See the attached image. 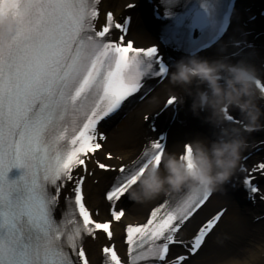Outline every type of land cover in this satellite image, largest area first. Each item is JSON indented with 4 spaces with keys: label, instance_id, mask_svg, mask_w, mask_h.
I'll return each instance as SVG.
<instances>
[{
    "label": "snow or ice",
    "instance_id": "6c2138e0",
    "mask_svg": "<svg viewBox=\"0 0 264 264\" xmlns=\"http://www.w3.org/2000/svg\"><path fill=\"white\" fill-rule=\"evenodd\" d=\"M161 3L163 15L154 9L163 21L159 42L186 56L218 45L235 13V0H185L180 10L179 0ZM100 4L0 0V17L14 27L0 40V264H91L85 238L100 235L106 237L103 264H193L227 215L226 208L218 209L191 238H184L185 227L213 193L180 189L153 207L144 223L125 226L127 260L118 255L112 227L126 215L129 188L150 167H159L166 151L167 133L159 131L156 120L171 108L170 119L176 122L180 109L173 95L160 112L143 117L156 135L131 164L105 162L118 159L111 152L98 158L108 140L101 127L109 126L127 105L146 99L153 90L149 81L165 79L169 70L158 46L135 47L127 39L131 15L117 20L109 11L98 26ZM125 7L135 10L138 4L129 0ZM248 35L243 32L231 42L237 49L232 56L244 63L256 55ZM255 87L264 100V81L257 77ZM224 118L241 124L229 108ZM183 148L191 151L189 143ZM253 148L264 151V140ZM13 169L19 174L10 177ZM97 170L115 173L104 194L109 213L104 221L94 218L84 192ZM241 171L247 198L264 202V189L256 182L264 177V159L243 165ZM173 248L181 251L173 254Z\"/></svg>",
    "mask_w": 264,
    "mask_h": 264
},
{
    "label": "clouds",
    "instance_id": "9594fccd",
    "mask_svg": "<svg viewBox=\"0 0 264 264\" xmlns=\"http://www.w3.org/2000/svg\"><path fill=\"white\" fill-rule=\"evenodd\" d=\"M13 31L12 22L0 17V40ZM167 76L170 90L179 89L191 98L190 110L194 115L207 113L205 121L216 129L215 139H193L189 142L190 152L184 148L165 151L160 166L150 167L137 178L135 187L129 188L128 198L135 203H146L182 188L208 193L221 191L247 147L244 134L264 127V109L257 102V73L253 66L189 56L176 61ZM225 108L240 113L239 126L225 121ZM229 238L225 234L217 242L223 244ZM221 264H251V261L230 258Z\"/></svg>",
    "mask_w": 264,
    "mask_h": 264
},
{
    "label": "bare ground",
    "instance_id": "6f19581e",
    "mask_svg": "<svg viewBox=\"0 0 264 264\" xmlns=\"http://www.w3.org/2000/svg\"><path fill=\"white\" fill-rule=\"evenodd\" d=\"M249 1L254 2L257 0ZM106 3V0H104L105 6ZM111 3L115 8L116 13H120L122 8L120 7L121 0H111ZM135 20V24L133 25V36L139 41L152 43L154 41L152 34L145 31L144 28H141V26L148 27V24H145L143 20L141 21L139 18ZM257 22V20L252 22L248 29H257ZM236 33L237 27L234 25L230 36H234ZM255 42L264 43V37H259ZM216 48V53L218 55L227 54L225 49L223 51H218V49L222 47L219 46ZM260 60H264V49L262 48L257 49L256 55L250 58L247 61V64L253 66L256 73L264 77V70H261L259 67ZM239 62H241V60ZM170 89L171 86L166 78V80L159 85L141 104L132 109L125 118L120 121H113L109 126H107L108 140L105 142V148L107 151L111 152L115 156L121 157L124 162L131 161L138 154L142 138L150 135L148 129L142 122V116L155 108L158 102L168 93H174L180 97V112L177 121L171 126L166 151H179V147L184 139H189L191 141L195 138L211 140L209 132L210 134L214 132L200 121L202 117L192 113L190 110L191 98L184 95V93L179 89H175L174 91ZM170 115L171 111L164 112L159 119L165 122V120L170 118ZM199 127H202L208 135L202 132ZM96 175L99 177L97 186H93L91 183L86 185L87 202L93 208H99L98 205L100 204V198H95L91 196V194L101 192L108 183L107 175ZM236 189L240 191L238 185L236 186ZM163 194L146 203H135L130 199L127 200V216L125 217V222L130 223L142 220L148 209L154 205V203L162 197ZM239 196L228 193L223 189L221 191L214 192L210 200L187 224L182 232L183 236H186L189 231H193L197 224L212 213L219 205L225 204L228 206L227 215L223 218V222L220 224L217 231H215L213 235H210V243L205 248V251L193 260V264H221L222 261L230 258L249 259L251 264H264V220L258 223L251 222L253 216L258 215L261 208L259 209L258 205L251 208L249 204L244 202L241 203L240 193ZM116 229L117 234L120 235V227L117 226ZM225 234L230 238L225 240L223 244L218 243V238ZM86 247L90 256L91 264H97L99 260V253L95 250L93 243L88 242Z\"/></svg>",
    "mask_w": 264,
    "mask_h": 264
}]
</instances>
